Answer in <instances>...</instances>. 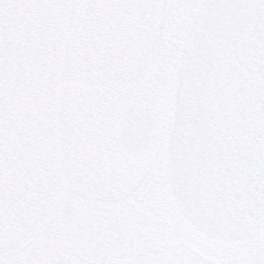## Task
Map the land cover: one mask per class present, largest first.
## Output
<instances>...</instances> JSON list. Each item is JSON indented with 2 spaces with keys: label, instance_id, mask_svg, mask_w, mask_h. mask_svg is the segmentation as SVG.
Masks as SVG:
<instances>
[{
  "label": "snow or ice",
  "instance_id": "1",
  "mask_svg": "<svg viewBox=\"0 0 264 264\" xmlns=\"http://www.w3.org/2000/svg\"><path fill=\"white\" fill-rule=\"evenodd\" d=\"M0 264H264V0H0Z\"/></svg>",
  "mask_w": 264,
  "mask_h": 264
}]
</instances>
